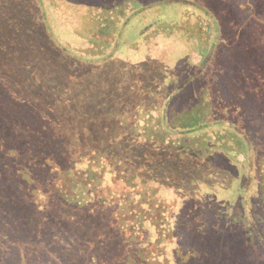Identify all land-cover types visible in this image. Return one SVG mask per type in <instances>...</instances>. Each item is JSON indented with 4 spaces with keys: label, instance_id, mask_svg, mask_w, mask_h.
Segmentation results:
<instances>
[{
    "label": "trees",
    "instance_id": "trees-1",
    "mask_svg": "<svg viewBox=\"0 0 264 264\" xmlns=\"http://www.w3.org/2000/svg\"><path fill=\"white\" fill-rule=\"evenodd\" d=\"M51 1L53 3L56 1L60 8L59 1L64 0ZM65 1L68 2L70 8L78 12L87 11L82 17L78 16V21L71 22L73 42L69 44L61 42L56 36L57 34H54L55 31L49 22L50 17L43 0H30L34 7L31 16L23 10L24 1L2 0L1 2L0 0V26L3 25V28L0 29V82L5 87L10 86L5 92H13L15 89L17 92L29 93L27 97L23 98L17 97L13 93L12 97L0 94V97L5 98V103L0 101V174L4 171L10 177V172L18 171L20 173L24 168L23 165H28L33 181L35 185L37 184V192L44 191L35 197L34 207L36 209L59 203L74 207L93 204L99 210L110 205L114 206L112 210L113 223L125 236L141 240L145 230L149 229L152 232L154 240L149 248L140 254V261L143 264H166L162 258L166 254L168 246L173 243L174 222L177 217L176 212H179L180 208L183 214L181 217H177V223L181 226V229L177 231L183 234V236L180 235L185 240L200 236L198 242L204 251H192L186 255L180 253L175 259L178 264H183L187 256L193 257L195 261H206L208 264H264V216L260 217V211L252 206L250 198L247 197L254 184V173L256 169H259L261 182L258 185V190L264 204V86H259L260 77L257 72L253 71L249 75L246 73L248 69L244 65H240L242 58H247L241 53L245 50L244 46L237 42L231 43V45L223 43L224 32L216 13L219 6L228 5L225 15L228 18L235 17L237 33L243 34L241 35L243 39L250 31L249 37L252 40L257 26L264 29V10L260 8L263 5L258 2L259 0H210V3L214 5V10L207 5V0ZM87 5L88 7H84ZM97 5L101 6L96 7L100 9V12H91V10L97 11L92 8ZM167 6L186 8L184 19L178 25L185 22V24L197 26L198 23L191 16L187 17V13L192 8L194 12H190V15L198 19L195 12L200 10L207 20L211 21L213 33L208 35L211 36L209 41H202L200 37H192V40L196 38L194 45L202 57V62L198 65L192 63L186 68L178 66L185 79L179 81L176 76L175 79L170 80V83L167 81L164 94L160 99L159 120L162 127L158 130L163 145L157 152L148 151L150 146L154 145L153 142L148 143L150 141L148 132L154 130V127L151 126L154 114H151L153 117L151 119L139 121L137 128H134V124L128 126L127 133L122 135V141L114 140L112 143L111 138L105 137L106 134L100 135L99 120H95L96 114L101 112L104 118L110 117L107 125H111L114 115L112 117L109 115L112 112L108 109L109 106L106 102L103 105L102 100L98 102L96 98L92 99L96 103L95 107L98 112L88 113L90 123L83 127L80 137L76 136L77 125L66 122L62 112L64 108L71 107L70 103L65 102L64 97L51 93L44 74L42 88L40 90L36 87L32 88V81L28 79L27 75L25 76L26 73L24 74L21 68L23 63L25 64L26 61L38 63L40 69L43 68L44 71V67H51V63L55 67H75L74 76L80 71L81 76L95 75V70L101 74V71H106L108 66L117 67L112 64L116 62L115 59H120V45L116 44L118 33H122L127 40L133 38L135 33L141 32V35L143 33L147 45L145 51L147 58L152 54L155 56L154 53L164 48L165 45H171L177 55L176 52L179 51L182 42L176 38L178 33L182 32L171 27L159 17L140 29L135 30L132 27L133 18L136 16H140L142 13H147L149 16L155 15L162 7ZM129 8L134 11L127 15L126 9ZM77 23H80V26H77ZM203 24L204 22L201 21L200 25ZM19 32L20 37L16 36ZM32 32L33 37L27 38ZM260 32L264 34V31ZM155 39L156 41H154ZM239 42L241 43V41ZM233 46L235 48L231 49ZM133 47L139 48L138 45ZM9 49H17V55L15 53L6 55ZM86 53H89V56H86ZM178 53H183L182 49ZM232 56L236 62L234 65L237 67L236 70L229 67L230 65H226L227 58L231 59ZM171 58L173 59V57ZM251 58H254V55H250ZM130 59L128 54L123 61L129 62ZM46 64L49 67L45 66ZM121 64L122 62L119 65ZM123 65L125 66L124 62ZM209 65H215V67L205 86L192 93L194 96L199 95V99H192L189 97L192 90L190 87H193L197 79L203 78ZM27 70H29L28 67ZM19 75L24 77V81L15 80L13 83V77L16 78ZM139 76H141L140 72L137 73V78L133 77V80L136 84L140 82L143 84L144 82ZM118 79L122 80V77ZM249 79L252 82L248 85ZM230 82H233L235 87L238 86L240 89L238 94H230ZM216 87L222 90L227 104L232 107L226 105L214 107L216 104H214L211 94ZM130 90L132 91L131 88ZM130 90L126 93V101L130 97L136 108L127 113L129 121L125 119L124 123L128 124L132 123L130 116L135 115L136 117L139 114L141 104L138 98L142 97L141 93H136L134 90L135 92L131 94ZM144 93L146 92H142V94ZM28 102L31 104L25 105ZM157 118L155 117V120ZM94 124L97 131L92 130ZM132 131L136 134L131 133ZM85 132L86 138L90 139V142L78 145L71 140L74 137H79V142H81ZM128 135L131 136V139L134 138L133 141L137 144L146 139V143L150 146L144 147L147 149L145 151H142V148H139L140 152L136 151L132 147L133 142L127 146ZM136 136L137 138H135ZM57 138L63 140L59 145L62 147L55 149L53 155L50 152L51 145L53 142H57ZM116 142H120L119 152L127 158L119 163L120 169L115 166V162L112 160V158L117 160L113 157L116 152L113 144L115 145ZM65 151L70 152L69 156L65 155ZM110 154L113 155L108 158ZM138 154L146 159V164L151 167L153 172H155V166L159 165L155 163V157H169L170 159L173 156L177 157L174 159V165L178 166V172L173 177L178 180L179 184L181 183L177 187L180 192L188 196V199L183 200V207L178 202L182 196L177 197V204L176 201L172 204L166 203L168 198L165 197V199L162 196L166 182L162 178L153 183L152 178L146 175L147 169L141 170L135 176H130L125 171L131 166L127 162L128 156L136 158ZM238 156H243L244 161H239ZM192 164L200 165L201 172L205 173L202 175L203 178L200 175L197 178H192L188 169V166ZM232 170L246 173L242 188L244 196L243 199L238 200L235 208V211L240 215L237 220L244 222V229L238 227L226 232L223 229L208 231L203 228L207 220L212 222L216 221V218L219 221L223 218V214L218 210L219 205L224 204V201L219 200L216 194L213 195L214 190L218 186H221L224 191L231 188L235 178ZM228 173L232 179L227 182L213 178L216 175ZM167 176H171L170 172ZM205 179L207 180L205 185L209 186L208 189H211L213 196L207 199L203 198L204 200L196 205L193 202L195 199L189 197L195 198V195L191 193H196L200 185L204 184ZM189 182L193 183V187L190 188ZM181 188H186L187 191L184 192L185 189ZM12 207L15 211V207ZM166 208L171 210L167 216L162 211ZM262 211L264 212V208ZM166 224V230H161ZM200 227L202 230L196 232L194 228ZM233 237H235L234 242L238 244V254L227 253L226 261H224L223 254L227 251V247H221L219 243L221 248L216 249L209 242L212 240L214 244H217L219 239L230 242ZM56 240L54 237L48 239L46 246L42 238L38 239L34 243L33 252L29 254L21 252L14 256L15 261L21 263V258L22 260L24 258L22 264H47L46 259L55 257L58 255L57 251H60L61 259L56 260L63 263L65 258L62 257L66 255L65 251H67L69 243L57 246ZM155 246L159 248L156 255L153 251ZM113 256L116 255L107 257ZM219 257L222 258L220 263Z\"/></svg>",
    "mask_w": 264,
    "mask_h": 264
},
{
    "label": "rangeland",
    "instance_id": "rangeland-1",
    "mask_svg": "<svg viewBox=\"0 0 264 264\" xmlns=\"http://www.w3.org/2000/svg\"><path fill=\"white\" fill-rule=\"evenodd\" d=\"M22 1H24L23 10L26 12V14L31 16L34 7L32 6L30 0ZM43 1L48 10V15L50 17L49 22L54 28V34H57L56 36L63 43L69 44L70 42H73V30L71 22L78 21V16L82 17V15H84L87 11L78 12L70 8V5L65 0L59 1L61 4L60 8H58L56 1L54 3L51 0ZM206 2L211 9H214V5L210 3V0H207ZM258 2L264 6L263 0H259ZM263 6H260L261 10H264ZM84 7H88V5ZM96 7L101 6H92V8L96 9L97 11L91 10V12L99 13L100 9H97ZM227 8L228 5L224 4V7L219 6V10L216 9L218 10L216 13L218 14V18L220 19L219 21L224 32L223 43L231 45V43L235 44L237 42L238 44L244 46L243 49L245 50L241 51V53L247 56V58H242L240 65L242 64L246 69H248L246 71L248 74L253 73V71L257 72L258 77H260L259 86H264V34L263 32H260L264 31V29L260 26H257L252 40L249 37L250 31L242 39L241 35L243 34L240 32L237 33L235 28L237 21L235 17L231 16L228 18L225 15V13L228 11ZM133 11L134 10L132 8L126 9L127 15H130ZM189 11L194 12L192 8L189 9ZM190 12L187 13V17L191 16L193 20L198 23L197 26L194 24L188 25L187 23L185 24V22H183L181 25H178V23L183 21L186 14L185 7H162V9L157 11L155 15L151 14L149 16L147 13H142V15L133 18L134 20L132 21V27L137 30L141 27H144L145 25H149L156 17H159L162 21L170 24L171 27L181 31L182 33L180 34L176 31L178 33L176 39H180V42H182L181 47L179 48V51L181 49L183 51L181 54H179V51H177L176 55L172 50L171 45H165L164 48L154 53L155 56L152 54L151 57L147 58L145 56L147 45L145 35H143V33L142 35L141 32H138V34L135 33L133 35L134 37L130 38L129 40H127L124 35H122V33H118L116 36V44L120 45V59H115L114 61L116 62L112 64L117 67L113 68V66H108V69L106 71H101V74L98 72V70H95V75L90 76L85 74L81 76V74H79L81 73L80 71L79 73L75 74V79L73 74L75 67H55L54 64L51 63L52 68L46 64L45 66H48L49 68L44 67V71L43 68L42 70L40 69L38 63H32L29 61H26L25 64L23 63V67L21 68L23 69L24 74L26 73L25 76L27 75L28 79L32 81V88L36 87L37 89L39 88L38 90H40V88L43 86V81L45 79L43 77L45 75L48 80L51 93L55 94V96L64 97V101L70 103L71 107L69 106L64 108L62 112L65 115L66 122H72L74 125H77L76 136H79L82 133L81 130L83 127L90 123V115L88 113L91 111L98 112L96 109L97 107H95L96 103L93 102L94 99L92 98H96L98 102L102 100L101 102L103 105L106 102L109 106L108 109L112 112L109 115H111V117L114 115L111 125H107V121L110 119V117L104 118L101 112L96 114L95 119L99 120L100 135L106 134L105 137L111 138L112 143L114 140L122 141V135L127 133L126 128L128 126L134 124L135 127H133L137 128L139 121L151 119L153 118L151 117V114H154L155 117L158 118L155 120L154 117L153 124L151 125L154 127V130L148 132V134H150V141H148V143L151 144V142H153L154 145L150 146L148 143H146V139L137 144L133 141L134 138L131 139V136L128 135L129 141L127 142V146H130L133 142L134 145L132 147L135 148L136 151L140 152L141 150L139 148H142V151H145L147 149L144 147L150 146L148 149L149 152H157L163 145L161 143V135L158 130L160 127H162V124L159 120L161 111L160 99L164 94L163 91L167 81L170 83V80L175 79L176 76L179 78V81L184 80L185 78L183 77L182 70L180 68H186L192 63L198 65L202 62V57L194 45V43H196V38L192 40V37H200L202 41H209L211 36L208 35L213 33L211 21L207 20L206 16L200 12V10H196L195 12L198 19L190 15ZM201 21L204 22L202 26L200 25ZM76 25L80 26V23H77ZM1 28H3L2 24L0 26V29ZM16 36L20 37V32L17 33ZM31 37H33V32L28 35L27 38L30 39ZM154 41H156V39ZM239 41H241V43ZM136 45H138L139 48L136 49L133 47ZM176 45L178 46V44ZM252 46L254 48H251ZM221 48L223 49V47ZM233 48L235 47L233 46L231 49ZM10 53H15L17 55V49H9L6 55H9ZM128 54L131 58L129 62L127 60L123 61V59H125ZM85 55L89 56V53H86ZM250 55H254V58L250 59ZM234 56H232L231 59L227 58L228 63H226V65H230L229 67H231L233 70H236L237 67H234V65H236V62L233 59ZM170 57H173V59H170ZM120 62H122L121 65H119ZM123 62L125 63V66L123 65ZM58 64L61 65L60 63ZM27 67L29 70H27ZM214 67L215 65H209L208 70L204 72L205 75L203 74V78H199V80L197 79L193 87H190L192 90L189 94V97L192 99H199V95L194 96L192 93L196 89H202V87L205 86L207 79L210 77L209 75L212 73ZM138 72L141 74L139 77L142 78L144 82L143 84L142 82L136 84V82L133 80V77L136 76L137 78ZM116 76L122 77V80L118 79L119 77ZM15 80L24 81V77L20 75L16 76V78L13 77V83ZM113 80L115 81L112 82ZM251 82L252 80L249 79L247 84L249 85ZM82 83L86 84L87 86ZM259 86L257 85V87ZM9 87H5L0 82V88L2 89L0 94L12 97L13 93L15 96L20 98L27 97L29 95V93L20 92L19 90V92H17L15 89L13 92H5ZM229 87L231 88V95L238 94L240 91L238 86L235 87L233 82H230ZM128 90H130L131 94L132 92L134 93L136 91V93H141L140 96L142 95V97L138 98V101H140L139 103L141 104L139 114L136 117L135 115L130 116L132 119V123L130 124L124 123V121L125 119L129 121L127 113L136 108V106L132 100H130V97L126 101V93ZM142 92L146 93L142 94ZM211 97L214 101V104H216L214 107H221L223 105L232 107L227 104L228 102L223 97L222 90L219 87H216L215 90L212 91ZM0 101L5 103V98L0 97ZM29 104L31 103H25V105ZM92 130L97 131L95 124L92 127ZM131 133L135 132L132 131ZM86 136L87 134L85 132V136L81 139V142H79L80 136L74 137V139L71 140L75 141V144L78 145L79 143L83 144L84 142H90V139H87ZM135 138H137V136ZM62 142L63 140L61 138H57V142L52 143V149L50 152L53 155L55 154V149L62 147L59 146ZM119 143L120 142H116L115 145L113 144L116 149L113 157L117 160H114L113 158L112 160L115 162V166L120 169L119 163L125 161L124 159L127 158L124 157L123 153L119 152L118 148H121ZM65 153L66 156H69L70 154L69 151H65ZM119 154L120 156H118ZM112 155L113 154H110L108 158H111ZM138 155L136 158L128 156L127 162L129 165L131 164V166L125 171L130 176H135L138 175L141 170L147 169L148 172L146 175L152 178L153 183H156L161 178L166 182L165 189L162 193L164 198H168H165L167 200L166 203L172 204L176 201L177 204V197L180 198V196H182L181 199L178 200L180 205H182L183 200L185 198L188 199V196L180 192V189L177 187H179L181 183L179 184L178 180L173 177V175L178 172V166L174 165V159L177 157L173 156L172 159L169 157H155L154 161L159 165L155 166V172H153L151 171V167L146 164V159L141 157V155ZM238 160L244 161L243 156H238ZM23 167L24 168L20 173L18 171L10 172V177L8 176L7 172L4 171L0 174V264H22L24 258L23 260L21 258V263H17L14 258L15 255H18L21 252H26L28 254L33 252L32 250L34 248V243L40 238L43 239L44 244L47 246V240L52 237L57 239V246H61L63 243H69L70 247L67 246V251H65L66 255L62 257L65 258L63 263L57 261L61 259L60 251H57L58 255L55 257H49L50 259H46V261H48L47 264H143L140 261V254L145 252L146 249L149 248L151 242L154 240L152 232L149 229L145 230L144 236L141 240L125 236L120 231L119 227L113 223L114 220L112 210L114 206L111 205L105 209L99 210L95 208L93 204L84 207H74L72 205H62L59 203L48 207L43 206L41 209H36L34 207L35 197L37 195H41L44 191L40 190V192H37V184L35 185L33 181V176L29 172V166L23 165ZM188 169L190 171V175H192V178H197L199 175L202 177V175L205 174L201 172V167L199 164L189 165ZM165 171L168 172L166 173ZM258 171L259 169H256L254 173V184L251 187L250 193L247 195V197L250 198V203L252 206L260 211L259 215L262 217L264 216V212L262 211L264 204L261 201L258 190V185L261 182V176ZM169 172L171 176H167ZM232 173L234 174L235 178L229 190L224 191L221 189V186L216 187L214 190L213 195L215 196L216 194V197L219 200L224 201V204L221 206L219 205L218 210V212L223 214V218L220 221L218 218H216V221L212 222L207 220L205 225L203 224V228L207 229L208 231L223 229V231L226 232L238 227H244V222L242 220H237L238 216L240 215L238 214L239 212L235 211V208L238 204V200L240 201L244 196V191L242 188L246 173H240L236 170H232ZM163 175L166 176L164 177ZM230 176L231 175L228 173L212 177L216 180L227 182L232 179ZM205 183H207L206 179L204 180V184L200 185L199 190L196 191V193H191L195 195V198H192V196L189 197L190 199H195L193 202H195L196 205L200 204V201L204 200L203 198L207 199L213 196L211 194V189H208L209 186L205 185ZM189 184L190 188L193 187V183L189 182ZM181 189H185L183 190L184 192L187 191L186 188ZM12 206L15 207V211L13 210ZM162 211H164L166 213L165 215L167 216L171 210L166 208L162 209ZM182 214L183 213L181 212L180 208V211L176 212V216L181 217ZM177 217H175L174 222L175 236L173 240L171 238L169 239V241L171 242L172 240L173 243L168 246L167 252L164 254L165 257L163 256L162 258V261L164 260L166 264H178L175 259L180 253L186 255L188 252L191 253L192 251H204V248H202L201 244H199L200 242H198L200 240V236L194 239L185 240L182 237L183 234L177 231L181 229V226L177 223ZM260 221L262 222V220ZM166 228L167 224L161 230H166ZM194 229L196 232H198L202 230V227ZM167 237L169 238V236ZM234 239L235 237L231 238L230 242H227L225 239H219L217 244H214L212 240H210L209 243L216 249L227 247V249H225L228 252L225 251L223 254V260L226 261L225 256L227 253L230 255L238 254V244L234 242ZM219 243L221 244V247L219 246ZM153 251L156 255L158 254L159 248L155 246ZM109 255L116 256L108 258L107 256ZM220 262H222L221 257H219V263ZM184 263L208 264L206 261H195V259L191 256H187Z\"/></svg>",
    "mask_w": 264,
    "mask_h": 264
}]
</instances>
